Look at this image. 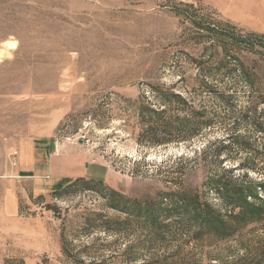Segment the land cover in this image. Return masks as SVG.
I'll use <instances>...</instances> for the list:
<instances>
[{
  "label": "rangeland",
  "instance_id": "rangeland-1",
  "mask_svg": "<svg viewBox=\"0 0 264 264\" xmlns=\"http://www.w3.org/2000/svg\"><path fill=\"white\" fill-rule=\"evenodd\" d=\"M160 88L203 113L196 135L147 143ZM33 135L87 172L10 218L4 176ZM85 175L104 179L69 187ZM0 264H264V0H0Z\"/></svg>",
  "mask_w": 264,
  "mask_h": 264
},
{
  "label": "crops",
  "instance_id": "crops-1",
  "mask_svg": "<svg viewBox=\"0 0 264 264\" xmlns=\"http://www.w3.org/2000/svg\"><path fill=\"white\" fill-rule=\"evenodd\" d=\"M54 146L55 138L53 135H33L20 140L16 145L15 167L12 173L4 176L9 189L3 196V209L10 218L22 216L23 210L21 204L23 201H28L29 197H45L47 195L45 193L47 185L45 186L44 184L47 177L53 174L59 175L64 170H69L68 167L79 168V170L87 168L88 165L86 163L81 166H73L70 162V157L61 155L60 152L59 154L55 153ZM86 172L87 169H85L84 173ZM79 178L95 179L89 178L86 175ZM101 178L99 177L100 180H95L101 181ZM18 184H21L23 187L26 186L28 189H19Z\"/></svg>",
  "mask_w": 264,
  "mask_h": 264
},
{
  "label": "trees",
  "instance_id": "trees-1",
  "mask_svg": "<svg viewBox=\"0 0 264 264\" xmlns=\"http://www.w3.org/2000/svg\"><path fill=\"white\" fill-rule=\"evenodd\" d=\"M240 38V36H236L235 44L242 42ZM234 59L237 60V58ZM236 68L243 73V77H246V82L249 81L241 62L235 65L234 69L230 70H236ZM201 89H206L207 92L214 95L215 97H213V99L216 101L222 100V102L229 104L235 96L236 84H225L224 89H218L217 85L206 82L201 86ZM189 110L195 121L187 119L185 117L186 115L184 116ZM227 110L231 111V108L228 107ZM138 115L141 117L142 125L147 126V130H145V133H148L146 141L148 144L152 145L168 141L170 138L184 140L196 135L198 133L197 127H199L197 119H201L203 113L191 107L189 105V99L183 93H176L171 91V89L164 90L160 88V94L158 96H155V98L151 100H144ZM185 157L186 155L182 154L178 160H184L186 159ZM79 179L84 181V178H78L70 184L69 187L75 182H78ZM192 204H190V206H192ZM194 204L197 205L198 203L194 201ZM193 210L197 212L198 219L205 220L202 213L198 212V208Z\"/></svg>",
  "mask_w": 264,
  "mask_h": 264
}]
</instances>
